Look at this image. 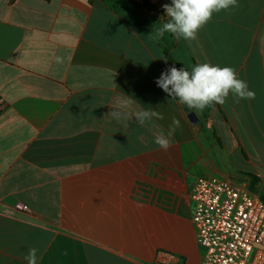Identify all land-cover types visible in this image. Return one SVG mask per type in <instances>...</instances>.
<instances>
[{
	"label": "crops",
	"instance_id": "crops-1",
	"mask_svg": "<svg viewBox=\"0 0 264 264\" xmlns=\"http://www.w3.org/2000/svg\"><path fill=\"white\" fill-rule=\"evenodd\" d=\"M237 2L186 41L167 32L155 39L105 0H0V264H27L30 248L38 264H201L196 180L251 191L247 172L238 176L249 184L239 183L220 160L236 152V137L255 160L264 156V0ZM147 18L157 31L169 19ZM164 47L177 69L235 68L255 98L235 103L230 94L207 124L191 123L187 106L155 83L172 67ZM114 110L124 116H108ZM140 110L163 119L141 126ZM173 120L164 151L154 140Z\"/></svg>",
	"mask_w": 264,
	"mask_h": 264
},
{
	"label": "clouds",
	"instance_id": "clouds-1",
	"mask_svg": "<svg viewBox=\"0 0 264 264\" xmlns=\"http://www.w3.org/2000/svg\"><path fill=\"white\" fill-rule=\"evenodd\" d=\"M162 7L169 19L158 30L155 39L162 38L167 32L173 34L177 40L183 38L186 41H194L198 38L199 30L212 19L214 13L238 8L239 4L237 0H171L170 4H164ZM163 60L167 63V58ZM57 62H60V57H57ZM155 83L172 100L186 105L196 113L209 106L224 105L230 94L235 103L255 98L254 91L249 89L246 81L238 78L235 68L221 67L208 62L195 65L191 71L184 67L181 69L170 67L161 73ZM133 102L132 99H128L121 107H127ZM134 115L141 126L153 118L163 119L155 110H140ZM108 116L120 120L124 113L114 110ZM177 127L179 122L173 120L167 137L161 132L155 137L154 143L167 151L170 147L169 137L174 135ZM24 260L27 264H38V249H28Z\"/></svg>",
	"mask_w": 264,
	"mask_h": 264
},
{
	"label": "built area",
	"instance_id": "built-area-1",
	"mask_svg": "<svg viewBox=\"0 0 264 264\" xmlns=\"http://www.w3.org/2000/svg\"><path fill=\"white\" fill-rule=\"evenodd\" d=\"M190 197L201 264H264V201L230 179L199 178ZM20 210L28 211L22 204Z\"/></svg>",
	"mask_w": 264,
	"mask_h": 264
},
{
	"label": "trees",
	"instance_id": "trees-1",
	"mask_svg": "<svg viewBox=\"0 0 264 264\" xmlns=\"http://www.w3.org/2000/svg\"><path fill=\"white\" fill-rule=\"evenodd\" d=\"M107 3H109L114 8H123L127 10L135 22L140 25L141 27L145 28L149 32L156 34L157 28L155 24L157 23V20L154 21L155 24L147 18V14L154 13L156 15H165V11L163 8H159L156 5L152 4L150 0H105ZM164 53L169 60L171 66L176 67V62L170 51L164 47ZM217 105L206 107L202 113L205 117H207L208 114L212 112L214 107ZM212 138L216 140L218 143H220V139L217 136L216 132L214 130L211 131ZM247 177L251 179V191L255 192V186L259 183V178L252 174H245ZM261 199L264 201V195L260 194Z\"/></svg>",
	"mask_w": 264,
	"mask_h": 264
},
{
	"label": "rangeland",
	"instance_id": "rangeland-1",
	"mask_svg": "<svg viewBox=\"0 0 264 264\" xmlns=\"http://www.w3.org/2000/svg\"><path fill=\"white\" fill-rule=\"evenodd\" d=\"M197 115L199 116V119L202 118L204 119L203 121L207 124V118L203 115L202 112H198ZM189 118V117H188ZM190 121V119H189ZM191 122V121H190ZM219 123V119H213L212 121L209 120V125H213V124H217ZM223 123V122H222ZM197 124H200L197 123ZM238 139L237 142V148H236V152H232L230 151L229 153H226V155L224 154L221 158V162L220 164L226 169V171L229 174L230 178H233L234 180L238 181L239 183H248V179L246 181L245 178L243 177H239L238 173H242V172H247V173H251L254 174L255 176H257L260 179V185L255 187L257 188L256 190L259 192V194H263L264 195V156L263 158H261L260 161L255 160L254 154H251L249 152H247V148L245 147V145L243 144L242 141L239 140L238 137H236ZM223 140V137H222ZM246 154L247 158V169H245L244 165H245V157L243 156V154ZM258 165L257 169H251L250 166L252 164H256ZM263 166V168H260V166Z\"/></svg>",
	"mask_w": 264,
	"mask_h": 264
},
{
	"label": "water",
	"instance_id": "water-1",
	"mask_svg": "<svg viewBox=\"0 0 264 264\" xmlns=\"http://www.w3.org/2000/svg\"><path fill=\"white\" fill-rule=\"evenodd\" d=\"M186 111L188 112V117L191 123L195 124L199 121V117L195 111H191V109H188L187 107H186Z\"/></svg>",
	"mask_w": 264,
	"mask_h": 264
}]
</instances>
